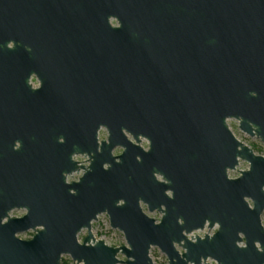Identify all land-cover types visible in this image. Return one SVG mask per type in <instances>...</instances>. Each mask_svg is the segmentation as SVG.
<instances>
[{
    "label": "water",
    "instance_id": "water-1",
    "mask_svg": "<svg viewBox=\"0 0 264 264\" xmlns=\"http://www.w3.org/2000/svg\"><path fill=\"white\" fill-rule=\"evenodd\" d=\"M230 119L264 143V0H0V264H264V156Z\"/></svg>",
    "mask_w": 264,
    "mask_h": 264
},
{
    "label": "rangeland",
    "instance_id": "rangeland-1",
    "mask_svg": "<svg viewBox=\"0 0 264 264\" xmlns=\"http://www.w3.org/2000/svg\"><path fill=\"white\" fill-rule=\"evenodd\" d=\"M228 124H229L232 132L235 134V136L240 141H242L243 143L252 147L257 154L264 156V143L259 138L251 137L250 135L244 133L239 127V121L236 119H230L228 121ZM100 138L101 139L107 138V131L105 129H103L100 132ZM141 145L143 147L147 148L148 147L147 140L142 139ZM120 152H121L120 148L116 149V151H115L116 154H119ZM77 159L80 162L87 164L86 163L87 158L78 157ZM248 168H249V163L247 161L240 160V164L237 166V168L229 171V176L231 178L238 177L240 175L239 170H246ZM81 175H82V173L74 174V176L70 179L77 180ZM144 210L150 216L157 218L158 220L161 219L162 215L160 213H158L157 211L155 213H150L146 206H144ZM25 212H26V210H24V209L14 210V211H12L11 215L13 217H19V216L24 215ZM262 222L264 224V213L262 214ZM216 229H217V227L212 229V230L207 227L205 230L197 231L195 234H199V235H204L206 233L213 234L216 231ZM93 233L97 239H102L107 244H109L111 246H122V245L126 244V239H125L124 234L121 231H119L117 229H113L110 226V220H109V217L107 214L101 215L99 217V220L97 222L93 223ZM86 234H87L86 230L82 231V233L79 235V239L82 241L83 238L86 236ZM33 235H34L33 231H28V232H25L19 236L23 239H30L33 237ZM150 254H151V257H152L155 264H168V259H167L166 255L158 247H152ZM120 258L126 259V257L122 256V255H120ZM62 262H66V264H76V262H74L69 255H64L62 258ZM208 263L209 264H217V262L213 259H209Z\"/></svg>",
    "mask_w": 264,
    "mask_h": 264
},
{
    "label": "flooded vegetation",
    "instance_id": "flooded-vegetation-1",
    "mask_svg": "<svg viewBox=\"0 0 264 264\" xmlns=\"http://www.w3.org/2000/svg\"><path fill=\"white\" fill-rule=\"evenodd\" d=\"M30 83H31V85H32V87L34 88V89H38V88H40L41 87V82H40V80L37 78V76L36 75H32L31 76V78H30ZM104 128H102L101 130H100V132L103 130ZM106 130V129H105ZM99 137H100V133H99ZM106 139V138H105ZM100 140H103V139H101L100 138ZM118 148H120V147H118ZM118 148H116V149H118ZM116 149L114 150V154L115 155H118V154H116L115 153V151H116ZM121 149V152L120 153H122V148H120ZM255 151V150H254ZM119 153V154H120ZM78 157H85V158H87L86 156H83V155H78V156H75V157H73V158H75L76 160H78L77 158ZM88 160V159H87ZM79 161V160H78ZM83 163V162H82ZM86 163L88 164V161H86ZM85 164V163H84ZM87 164H85V165H87ZM79 173H82L81 171L79 172ZM78 172L77 173H72V174H70V175H68V182H71V181H74V179H70V178H72L73 176H74V174H79ZM142 206H143V209H144V206H146L147 207V205H144V204H142ZM148 209V208H147ZM145 211V210H144ZM149 211V210H148ZM157 211V210H156ZM156 211H154L153 213H155ZM158 213H160L161 215H162V213L161 212H159V211H157ZM162 217V216H161ZM155 219H157V218H155ZM158 220V219H157ZM217 227V229H218V226H216ZM216 227H214V228H216ZM207 228V227H206ZM213 228V229H214ZM217 229H216V231H217ZM212 230V229H211ZM196 235V234H195Z\"/></svg>",
    "mask_w": 264,
    "mask_h": 264
},
{
    "label": "built area",
    "instance_id": "built-area-1",
    "mask_svg": "<svg viewBox=\"0 0 264 264\" xmlns=\"http://www.w3.org/2000/svg\"><path fill=\"white\" fill-rule=\"evenodd\" d=\"M102 215H103V214H102ZM100 216H101V215H100ZM100 216H99V217H100ZM98 220H99V218H98ZM98 220H97V221H98ZM97 221H94L93 223H95V222H97Z\"/></svg>",
    "mask_w": 264,
    "mask_h": 264
},
{
    "label": "trees",
    "instance_id": "trees-1",
    "mask_svg": "<svg viewBox=\"0 0 264 264\" xmlns=\"http://www.w3.org/2000/svg\"><path fill=\"white\" fill-rule=\"evenodd\" d=\"M62 264H66V262H62Z\"/></svg>",
    "mask_w": 264,
    "mask_h": 264
}]
</instances>
